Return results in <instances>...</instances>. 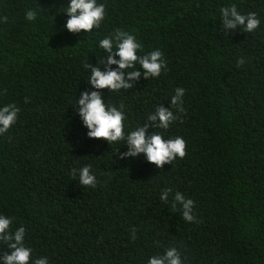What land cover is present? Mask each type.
I'll return each mask as SVG.
<instances>
[{
  "label": "trees",
  "instance_id": "1",
  "mask_svg": "<svg viewBox=\"0 0 264 264\" xmlns=\"http://www.w3.org/2000/svg\"><path fill=\"white\" fill-rule=\"evenodd\" d=\"M69 3L0 0V108L20 109L0 135V215L14 218L13 232L25 228L29 264H148L172 247L182 264H264V0H97L106 15L89 33L64 28ZM231 4L260 26L224 30L220 9ZM117 30L167 64L148 80L137 65L132 89L100 90L105 103L124 105L125 136L185 89V112L168 129L149 127L186 141L187 155L162 169L143 154L120 160L125 141L89 139L76 114L79 94L97 91L85 64L103 67L99 40ZM89 164L95 188L71 175ZM177 191L194 201L198 223L173 210Z\"/></svg>",
  "mask_w": 264,
  "mask_h": 264
},
{
  "label": "clouds",
  "instance_id": "2",
  "mask_svg": "<svg viewBox=\"0 0 264 264\" xmlns=\"http://www.w3.org/2000/svg\"><path fill=\"white\" fill-rule=\"evenodd\" d=\"M221 21L224 30L242 29L243 32L251 33L260 26V19L255 12L242 14L235 4L220 9ZM68 19L64 28L70 33H89L98 29L106 15L104 4H98L97 0H70L66 7ZM36 10H27L26 19L34 21ZM7 22V17H3ZM99 47L104 50L105 58L100 61L103 67L93 66L86 63L85 67L91 70L88 85L97 91H84L79 94L77 100L76 114L82 121L83 126L88 129L87 137L93 140H104L108 144L125 141L127 151L116 154L120 160L138 157L140 154L146 156L147 161L157 168H163L165 164H172L177 158L183 159L186 153V141L182 137L164 139L160 131L149 133V127L153 129H168L178 119V114L185 112L183 97L185 89L176 88L175 95L171 97V107L165 108L160 105L154 113L147 116L143 125H138L135 130L125 136L124 121L126 119L123 108L105 103L100 90L107 89L109 93L129 90L133 84L129 81H138L141 78H158L162 70H166L167 64L160 50H154L140 55L142 45L136 37L126 31L117 30L113 34L99 40ZM118 57L119 59H117ZM245 61L238 59L237 65H243ZM116 68L113 70L112 66ZM103 69V70H102ZM175 109V113L172 109ZM20 109L15 104H8L0 108V135L9 131L17 122ZM91 165L79 169L73 168L71 175L78 177L81 186L95 188L97 178L91 171ZM172 195L171 188H164L160 195L161 202L167 203ZM181 206L182 218L185 222L198 223L193 214L194 201L186 199L184 194L177 191L172 196V208ZM14 218L0 215V241L9 251L0 254L2 264H29L32 257V249L25 246V228L20 227L14 232L11 224ZM131 239H136V230L132 229ZM31 264H48L46 257H39L31 261ZM148 264H182L181 255L175 247L165 250L163 255L151 257Z\"/></svg>",
  "mask_w": 264,
  "mask_h": 264
}]
</instances>
